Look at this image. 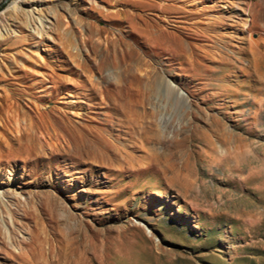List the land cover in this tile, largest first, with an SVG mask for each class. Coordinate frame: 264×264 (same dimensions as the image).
<instances>
[{"label": "rangeland", "instance_id": "obj_1", "mask_svg": "<svg viewBox=\"0 0 264 264\" xmlns=\"http://www.w3.org/2000/svg\"><path fill=\"white\" fill-rule=\"evenodd\" d=\"M18 1L0 264H264V0Z\"/></svg>", "mask_w": 264, "mask_h": 264}, {"label": "bare ground", "instance_id": "obj_2", "mask_svg": "<svg viewBox=\"0 0 264 264\" xmlns=\"http://www.w3.org/2000/svg\"><path fill=\"white\" fill-rule=\"evenodd\" d=\"M32 2H34V0H31ZM90 1H95V0H90ZM18 2H21V3H26V0H19ZM15 4V3H14ZM19 8V7H18ZM20 10V9H19Z\"/></svg>", "mask_w": 264, "mask_h": 264}]
</instances>
